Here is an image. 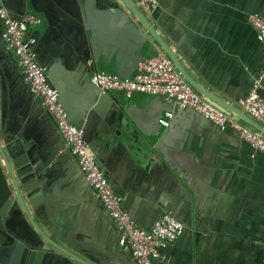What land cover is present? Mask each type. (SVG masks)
<instances>
[{
	"label": "crops",
	"instance_id": "obj_1",
	"mask_svg": "<svg viewBox=\"0 0 264 264\" xmlns=\"http://www.w3.org/2000/svg\"><path fill=\"white\" fill-rule=\"evenodd\" d=\"M129 1L136 7V0ZM156 1L150 12L138 10L198 87L238 110V99L258 75L264 94V57L246 22L248 14L264 15V0ZM0 6L15 18L31 13L39 19L25 33L36 38L37 58L55 73L74 111L89 100L92 70L132 75L137 61L164 54L121 0H0ZM110 96L117 109L100 97L82 121L123 209L145 230L162 213L183 224L152 263L263 264L264 156L232 129L218 131L163 98ZM165 111L172 117L163 127L157 119ZM0 131L33 146V203L25 199L24 205L41 233L73 254L90 255L91 264H135L1 39ZM0 232L24 245H45L52 250L50 264H79L50 248L18 206L0 219Z\"/></svg>",
	"mask_w": 264,
	"mask_h": 264
},
{
	"label": "built area",
	"instance_id": "obj_2",
	"mask_svg": "<svg viewBox=\"0 0 264 264\" xmlns=\"http://www.w3.org/2000/svg\"><path fill=\"white\" fill-rule=\"evenodd\" d=\"M156 2L136 0L135 4L137 9L148 13ZM246 22L253 30L264 57V15L248 14ZM38 23L39 19L31 13H24L15 18L0 6V39L5 48L13 54L23 82L53 120L64 148L74 157L84 182L116 228L118 245L128 249L135 264H153V260L160 258L165 245L180 235L183 224L169 213H162L152 222L151 227L145 230L137 226L123 209L119 194L99 169L82 128L66 120V113L58 101V92L47 81L45 67L37 60L34 50L36 38L26 35L25 31L27 26ZM261 77L258 75L252 80L247 93L238 99L237 105L264 128V94L259 92ZM89 82L97 87L101 94L119 92L125 98L134 93L159 95L179 109H189L199 114L218 131L232 129L253 153L264 156V135L240 125L228 111L196 92L180 76L165 54L138 61L135 71L128 78H119L113 73L95 70L90 73ZM171 117L172 113L165 111L157 119V123L166 127ZM262 250L264 264V243Z\"/></svg>",
	"mask_w": 264,
	"mask_h": 264
},
{
	"label": "water",
	"instance_id": "obj_3",
	"mask_svg": "<svg viewBox=\"0 0 264 264\" xmlns=\"http://www.w3.org/2000/svg\"><path fill=\"white\" fill-rule=\"evenodd\" d=\"M85 2V0H81ZM122 3L133 13L137 20L145 27L148 33L154 38V40L159 44L163 53L171 60L175 69L180 73V75L192 86V88L203 95L204 98L213 102L215 105L234 113L247 123L253 125L257 130H259L262 135H264V128L253 123L243 112L234 108L233 106L225 103L218 97L204 91L198 87L191 79L187 77L183 69L180 67L177 59L174 57L170 49L163 43L160 37L152 30V28L147 23L141 12L135 7L129 0H121ZM84 17V14H82ZM81 17V18H82ZM82 22L83 19H82ZM154 54L152 56H155ZM150 57V56H149ZM38 62L44 66L42 61L38 59ZM86 60L83 57V61ZM138 62V61H137ZM45 67V66H44ZM94 69L92 71H95ZM91 71V72H92ZM119 78H128L131 75H122L117 72H110ZM45 75L47 81L52 87H54L58 92V101L63 107L66 113V120L76 126H80L83 130L84 137L89 143L87 135V126L82 121V118L90 117L91 110L95 102L101 97H107L110 100L113 109H117L119 102L114 100L110 93L101 94L97 87L87 81L89 96L87 104L83 105L80 110L74 111L71 106L65 102L64 89L61 87L60 81L56 78V75L50 68L45 67ZM152 98H162L159 95H151ZM120 109L126 111V105H122ZM90 144V143H89ZM33 146L30 144H25L23 139L20 137H14L0 131V219L4 218L5 215L11 212L17 206L22 210L27 220L39 233L40 237L45 241L50 248L55 249L79 264H91L90 255L85 257L83 255H76L61 247L53 238H49L37 227H35L26 207L24 205V200L29 201L30 204L33 203L31 197L32 192V174L36 169V164L32 161ZM96 163L99 169L103 172L101 166ZM55 230V229H54ZM54 234L58 235L55 231ZM43 244H38L36 241H31L30 245H24L21 241L9 235L6 232H0V264H50L49 259L53 258L48 247H44ZM85 258V259H84Z\"/></svg>",
	"mask_w": 264,
	"mask_h": 264
}]
</instances>
